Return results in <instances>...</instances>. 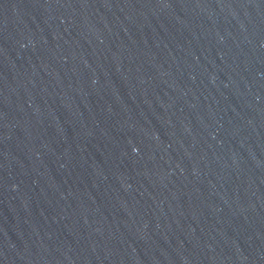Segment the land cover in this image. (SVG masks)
I'll return each instance as SVG.
<instances>
[{"label":"water","instance_id":"95a60500","mask_svg":"<svg viewBox=\"0 0 264 264\" xmlns=\"http://www.w3.org/2000/svg\"><path fill=\"white\" fill-rule=\"evenodd\" d=\"M0 264H264V0H0Z\"/></svg>","mask_w":264,"mask_h":264}]
</instances>
